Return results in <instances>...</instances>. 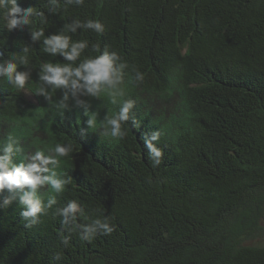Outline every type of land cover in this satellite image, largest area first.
Wrapping results in <instances>:
<instances>
[{
  "label": "trees",
  "instance_id": "obj_1",
  "mask_svg": "<svg viewBox=\"0 0 264 264\" xmlns=\"http://www.w3.org/2000/svg\"><path fill=\"white\" fill-rule=\"evenodd\" d=\"M19 3L48 15L46 36L73 19L99 20L102 34L73 39L119 52L128 67L116 103L85 98L97 119L90 129L74 102L55 107L62 90L51 101L36 92L41 64L66 61L44 53L27 27L0 23L4 60L31 46L18 68L31 73L25 88L0 79V146L8 134L20 141L15 163L57 143L74 149L57 169L72 183L60 194L41 189L57 204L37 224L24 226L16 201L0 209V264H264V0H85L56 14L47 0ZM99 54L89 47L81 59ZM124 99L135 101L140 127L129 121L122 140L102 135ZM154 130L159 166L143 144ZM71 200L83 209L78 224L108 216L115 231L82 241L56 214Z\"/></svg>",
  "mask_w": 264,
  "mask_h": 264
},
{
  "label": "clouds",
  "instance_id": "obj_2",
  "mask_svg": "<svg viewBox=\"0 0 264 264\" xmlns=\"http://www.w3.org/2000/svg\"><path fill=\"white\" fill-rule=\"evenodd\" d=\"M48 14H56L58 11H67L70 6L80 7L85 0H47ZM39 21V27L36 21ZM0 23L9 32L25 27L29 29L32 42L41 41L43 52L53 57L59 55L66 61L42 63L39 71L38 95L51 101L52 92L60 89L63 91L62 99L55 107L63 112L69 108V101L75 106L83 108L88 115L87 125L90 129L97 127L95 113H89L87 97L99 99L108 94L112 103L117 102V97L125 93L120 89L124 82L125 69L128 67L119 52L110 51L106 46L101 51L98 43H92L88 39H73L78 30L93 31L102 34L104 25L97 19H73L66 23L57 33L45 35L44 25L48 24V15L37 7H21L19 0H0ZM99 52L96 56H86L81 59L86 49ZM31 46L25 45L21 52L23 55H11L4 60V53L0 52V79L17 89H24L30 80V71H20L19 66L29 64L28 53ZM144 81V74L135 70L134 82L138 85ZM135 101L124 99L119 111L112 116H105L102 135L114 139H124L127 135L128 122L139 128L136 121ZM161 132L154 130L144 139V147L148 150L153 166H159L163 161L164 151L158 146ZM73 144L57 143L50 148L47 154L44 150H37L27 155L25 160L15 163V158L23 149L20 141L12 134H8L6 142L0 146V209L9 207L14 201L21 206V218L24 226L30 228L39 222L42 215L57 204L56 196L49 195L45 201L41 196V189L50 186L56 193L65 191L66 186L72 183L70 175H60L57 169L63 159L73 153ZM7 193V195H5ZM56 214L61 217L62 224L71 226L70 232H76L82 241L91 242L97 235H110L116 229L110 217L103 216L93 220L90 224L80 225L78 217L83 214V209L75 200L69 201L63 207L56 209ZM62 243L69 244V237L62 236Z\"/></svg>",
  "mask_w": 264,
  "mask_h": 264
},
{
  "label": "rangeland",
  "instance_id": "obj_3",
  "mask_svg": "<svg viewBox=\"0 0 264 264\" xmlns=\"http://www.w3.org/2000/svg\"><path fill=\"white\" fill-rule=\"evenodd\" d=\"M26 96H27L28 99H31V96L29 94H26Z\"/></svg>",
  "mask_w": 264,
  "mask_h": 264
}]
</instances>
